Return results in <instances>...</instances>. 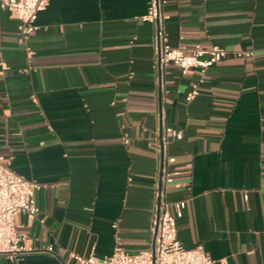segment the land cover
<instances>
[{
  "label": "crops",
  "instance_id": "obj_1",
  "mask_svg": "<svg viewBox=\"0 0 264 264\" xmlns=\"http://www.w3.org/2000/svg\"><path fill=\"white\" fill-rule=\"evenodd\" d=\"M147 6L47 0L24 41L0 10V154L40 185L39 214L17 218L25 250L0 264L147 250L157 187L188 199L184 247L201 244L213 264H264V0H165L169 45L227 50L203 75L159 64ZM165 125L182 138L161 152Z\"/></svg>",
  "mask_w": 264,
  "mask_h": 264
},
{
  "label": "built area",
  "instance_id": "obj_2",
  "mask_svg": "<svg viewBox=\"0 0 264 264\" xmlns=\"http://www.w3.org/2000/svg\"><path fill=\"white\" fill-rule=\"evenodd\" d=\"M164 3L165 0H148L147 11L141 17L154 25L153 37L159 64L176 65L183 73L188 69H198L203 75L210 66L226 56L227 50L218 45H211L188 52L169 45L163 27V20L166 18L162 11ZM46 4L47 0H0V10L17 19L18 38L24 41L38 29L37 15L45 9ZM244 55L250 56L251 53L244 52ZM201 82L202 78H199L192 84L185 96L187 101L197 96ZM172 138L180 140L182 132L165 125L159 139V151L163 152ZM10 164L11 157L0 154V256L12 260L25 250V236L18 231L17 218L20 214L30 218L39 214L34 191L39 189L40 185L14 172ZM159 172L161 182L166 168L162 165ZM153 202L150 224L153 247L138 252H127L120 246H115L110 254L102 257L93 253L82 256L75 252H70V257L77 264H213L214 259L201 244L186 248L177 238V221L183 216L188 199L170 202L166 199L164 191L157 187ZM45 251L52 253L53 249L48 246Z\"/></svg>",
  "mask_w": 264,
  "mask_h": 264
},
{
  "label": "water",
  "instance_id": "obj_3",
  "mask_svg": "<svg viewBox=\"0 0 264 264\" xmlns=\"http://www.w3.org/2000/svg\"><path fill=\"white\" fill-rule=\"evenodd\" d=\"M152 247H153V243H152Z\"/></svg>",
  "mask_w": 264,
  "mask_h": 264
}]
</instances>
